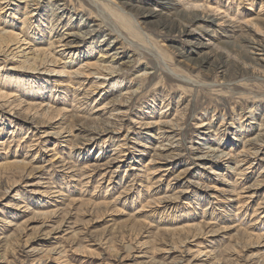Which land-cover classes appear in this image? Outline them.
<instances>
[{
	"label": "rangeland",
	"instance_id": "rangeland-1",
	"mask_svg": "<svg viewBox=\"0 0 264 264\" xmlns=\"http://www.w3.org/2000/svg\"><path fill=\"white\" fill-rule=\"evenodd\" d=\"M78 1L73 0L75 4H78ZM161 1L168 2V0ZM201 1L210 3L214 7H221V11L226 10L231 15L228 18L236 21H241L240 18L242 19L243 16L258 18L264 30V0ZM54 2L58 5V1ZM40 3L41 7L47 8L49 0ZM133 3L138 7L145 4L139 0ZM14 6L6 7L5 10L8 11H4L3 14L8 15ZM69 8L72 10L71 5ZM157 9L161 8L157 7ZM36 13H33L35 25L37 24L35 20L38 19ZM70 15L72 14L66 18L68 19ZM79 18L73 15L71 22L81 28L92 23L90 19L82 23ZM158 19L149 17L142 24L143 31L147 32L151 39L146 42L137 40L141 46L136 43L137 41L134 45L121 38L116 41L113 33L112 36L107 35L104 38L102 35L108 32L104 28L100 33L99 39L102 40L98 43L99 49L94 50L90 55L87 54L86 49L88 44L77 47L74 42L67 48L57 47L56 50H61L57 55L65 51L59 57L63 63L76 65L77 62L91 58L100 63L113 64L118 70L117 73L125 77L123 83L115 88L108 85V77L98 76L94 79L107 80L106 84L101 87L97 85L95 92L87 94L85 90L93 83L86 80L80 93H77L79 94L78 102H80L78 105L81 106L82 112H76L73 109L71 102L73 98L69 94L66 100V102L69 100V103L65 106L68 108L59 116H51L43 120L34 111L25 114L24 110L29 101L25 98L26 86L23 88L24 91L10 92V89H6L7 94L10 93V95L0 98V118H3V121H0V128H2L0 142H4V146L0 144V163L5 161L6 154L14 155L16 145L22 138L24 142L20 144L23 145L30 140V137H33L32 130L37 134L32 139H39V143L34 142L33 148L28 149L30 152L26 160L33 159L28 163L24 174L9 175L6 172L2 173L3 175L0 174V264H212L211 257L203 254L198 257L194 252L199 248L204 251L214 248L216 250L212 255L215 256L217 253L220 255V250L230 244L235 245L237 250L232 254L223 251V255L219 256V263L213 264H264V238L256 240L235 237V226L245 228L258 220V224L262 227L260 233H264V152L256 157H248L250 162L247 164L245 163L248 161L238 164V159L231 160L230 164L221 160L218 165L213 164L215 167L212 165L211 169L210 164L204 166L205 162L198 159L202 154L200 150L209 146L205 144V138L201 134H206L204 137L209 136L215 142L218 141L216 144L220 142V148L231 153H234L233 150L241 149L258 133V128H261L264 134V127H259L264 122V61L262 60L264 50L262 51L260 46L249 40L252 37L250 31H236L233 32L232 37L226 38L224 36L230 35L231 32L226 34L225 30L212 22L199 21L192 28L215 30L223 50L229 55L222 54L223 60L228 58L223 67L216 66V61L197 63L194 60L197 56L191 50L190 44L206 43L208 37H202L200 29H195L197 32L190 36H181L178 32L162 30L157 26ZM144 20V18L141 19V21ZM61 29L65 31V28ZM58 31L54 37L56 40L60 38V27ZM210 33L213 35L212 32ZM73 39L74 37L71 38ZM43 45L48 46L46 42ZM208 50L207 48L206 51ZM14 52H19L16 54L18 56L16 60H20L25 58V55H29L31 50L20 52L18 49ZM10 58L11 56L8 57V62H4V54L0 55V62L3 65L1 70L10 72L14 77L23 76L38 81L34 76H50L41 65H36V70L29 71L26 68L15 67L18 65L11 64ZM249 64L260 70L252 72ZM173 70L178 72V77L173 74ZM144 72L148 73L150 80L132 94L133 89L135 90L141 82L139 78ZM62 75L52 74V84L55 85L54 81L60 79ZM187 79H192V83L190 84ZM75 84L74 82L73 85L76 88L78 84ZM7 86L14 88L10 84ZM43 92V89H39L33 93L39 95ZM55 92L57 95L61 94V88L58 87ZM115 96L124 97L125 103H115V107H112V104H104V99L108 98L110 101ZM36 98L37 100L35 99L32 103L45 107L50 97L48 93L44 97V99L48 98L47 100ZM57 98L58 96L54 98L53 107L58 106V103H55L58 101ZM21 99L24 102L20 104ZM7 100L9 102H6ZM88 107L90 110L86 111ZM116 107L118 110H111ZM9 111L12 114H9ZM8 119L13 121L12 126L23 124V129L31 127L27 138L23 135L28 130H23L19 136L17 130L11 134L15 128L8 127ZM203 123L207 125L201 126ZM209 125L212 126L211 132L206 130ZM249 125L252 127L246 128L248 132L244 134L234 129L235 126ZM98 126L108 127L110 130L121 127L118 134L112 133L115 136L114 143L121 141L124 135H129L128 143L124 146L121 156L115 151L113 140L107 138L109 135L99 138L98 144H104L101 150L100 146L93 145L90 148L89 145L83 144ZM157 127H164L169 132L162 134V137L156 131ZM39 129L41 131L64 129L62 139L68 136L69 129L72 130L70 138L73 143H78L76 147L79 148L73 149L71 155V161L80 165L75 166V171H66L60 162L62 155L66 157L70 153L71 144L65 145L66 143L59 141L57 149L52 150L56 139L47 137L39 132ZM47 139L50 141L45 142ZM11 140L13 143L9 150L8 145L12 142ZM170 143L178 148L175 151L176 157L156 159L151 166L164 168L165 171L159 172V175L164 174V176L155 187L161 188V197H167L172 193L180 196L175 199V202L166 201L160 203L159 207L153 205L145 207L146 209L138 204H130V206L121 203L104 204V202L113 201L122 189L123 184L116 187L114 182H118L119 178L121 181V177L125 178L124 184L130 182L133 178L128 177L131 172H139L140 164L144 166L149 164L146 161V158H149L147 152H152L155 144L157 148L160 144H165L167 148ZM47 145L49 147L46 148ZM17 149L20 158L26 156V149L23 150L21 147ZM142 150L146 151L144 155L140 154ZM87 152L89 156H86ZM86 161L90 164L113 162L109 163L112 166L109 169L115 170L113 176L115 181H110L106 176L101 178L104 173L102 167L91 178L84 177L80 168ZM201 162L203 164H200ZM144 168L145 170L141 169L145 171L144 174H149L148 166ZM74 174L76 176H71ZM147 182L146 180L145 183ZM135 184L139 188H144L143 185ZM206 186L210 189L204 192V189L207 190ZM48 187H52V190L49 191ZM46 191L49 192L45 193ZM251 192L253 196L249 197ZM123 195L128 197V194ZM123 195L119 200L124 201ZM196 195H198L197 200H194ZM256 208L258 211L253 213ZM246 211L248 212L245 213ZM254 214L259 217L258 220L255 219ZM178 215L182 218L176 219ZM12 218H16L13 224L17 222V225H21L20 236L6 251V236L15 232L17 225L9 226L10 224L3 220L9 221ZM189 220L195 224L204 225L205 233L195 238L189 235L183 243L179 242L175 245L177 248L174 247L178 237L175 239L173 234L165 232L163 229L166 225L163 224L181 223L182 225ZM22 224L25 225L22 226ZM226 225L227 230L224 229Z\"/></svg>",
	"mask_w": 264,
	"mask_h": 264
},
{
	"label": "bare ground",
	"instance_id": "bare-ground-1",
	"mask_svg": "<svg viewBox=\"0 0 264 264\" xmlns=\"http://www.w3.org/2000/svg\"><path fill=\"white\" fill-rule=\"evenodd\" d=\"M43 1L44 0H0V55L2 53L4 54V59H3L4 62H8L7 59L9 56H11V58H10L12 60L11 64H17L18 65L15 67L26 68L29 71L30 70L34 71V70H36V67H35L36 65H38V66L41 65L42 67H44V70L48 73V75H50V76H45V77H41V76L35 77L34 76V78L38 79V81L31 79V78L27 79L23 76L14 77L13 74H11L10 72H6V71L1 70L3 68V65H2V62H0V98L7 97L8 95H10V93L7 94L8 90H6V89H10V92H16V91L23 90L24 86H26L27 91H25L26 92L25 95L27 97L25 96V98H26V100H29V101H28L27 106L24 110V111H26L25 114H28V112L30 113V112L34 111L35 114H38L39 118H42L43 120L44 119L46 120L47 118H51V116L52 117L59 116L62 114L63 111H66L68 107H65V106H67V104L69 103V100H68V102H66V100L69 98V94H71L72 98H73V100L71 101L73 103L72 104L73 109L76 110V112H82V109H80L81 106L78 105V104H80V102H78L79 101V99H78L79 94H77V93L78 92L80 93V89L82 88V86L84 85L86 80L92 81L93 84H91L90 87L87 88V90H85V94L93 92L95 89H97V85L98 86L100 85V87H101V85L106 84L107 80L98 81V79H94L98 76L103 77V78L108 77V79H109V82H107L108 85L113 86L115 88L118 85H121V83H123V81L125 80V77L123 75H120L119 73H117L118 70L116 69V67L113 64H107L106 62L100 63L98 61H94L91 58H87L85 61L82 60L79 63L77 62L76 65L78 66V68H76L77 66L75 64H67V63L61 62V59L59 57L63 53H65V51H62L60 55H57L58 51H61L60 49L56 50L57 47H66L67 48V47H69V45L73 44L74 42H76L77 47H81L83 45L88 44V46L86 48L87 54L88 55L92 54L94 52V50L99 49L98 43L102 40V39H99V38H101L100 33L104 30V28H106L105 31H108V32L105 33L104 35H102V37L107 36V35L112 36L111 34L113 33V35L115 34L114 38L116 39V41L119 38H121L123 41H125L131 45H134L135 41H137V40H139L140 42L148 41L149 36L146 34L147 32L145 33L143 31L144 28L141 26L146 21V18H149V17L159 18L157 21V24H158L157 26L159 28H161L162 30H166L168 32H178L181 36L182 35H186V36L194 35L197 32V30H195V29H200L199 30V31H201L200 35L202 37H205V38L208 37V38L206 39L207 40L206 43H202V42L195 43L194 42V43L190 44L191 50L194 51L193 52L194 55L197 56V58H194V60L197 63H203V62L208 63L207 61H209L210 63H213V61L214 62L216 61L215 62L216 66H220V67H223L224 62H226L228 60V58H226V57H225L226 59L223 60L224 55H222V54H226V56L229 54H228V52H225V50H223V47L220 44V41H218L219 37L215 35V30H213V31L203 30L199 27L192 28L193 25L198 24L199 21L212 22L217 27H219L220 29L225 30L226 34L231 32L230 35L224 36L226 38L232 37L233 32H236V31H250L252 37H250L249 40L253 44L260 46L262 48V51L264 50V30L260 25V19L255 18V17H250V16L249 17L243 16L242 19L240 18L241 21H236L234 19L228 18L231 15H229V12L227 13L226 10L221 11L222 10L221 7H219V6L214 7L210 3L203 2L201 0H168V2H162L161 0H139L142 3H145L143 6H139V7L133 3V1L137 2L138 0H83V1L79 0L78 4H75L73 2V0H49V4H48L47 8L41 7L40 2H43ZM54 1H58V5H56V2H54ZM5 4H6V6H4ZM10 5H15V6L8 15L7 14L4 15L3 13L8 11V10H5L6 7H8ZM69 5H71L72 10H69L70 9ZM147 5H150V6H147ZM87 6H89V7H87ZM157 7H160L161 9L158 10ZM37 8H39V10H37ZM61 9H62V11H60ZM67 12H69V14H72L69 16L68 19L66 18L69 15ZM33 13H36V16L38 17V19L35 20L37 22L36 25L33 21V18H34ZM65 14L66 15L68 14V15L65 16ZM73 15H75L77 18L80 17L79 21H81V22L82 21L86 22L88 19H90L91 20L90 22H92V23H90L88 26L86 25L85 27L81 28V27H79V25L73 24V22H71V18L73 17ZM142 18H144L145 20L141 21ZM59 27H60V34H59L60 38L58 40H56V39H54V37L56 36L55 33L58 31ZM61 28H65V31H62ZM210 32H212L213 35H211ZM240 36H241V34H240ZM72 37H74L75 40L74 39L71 40ZM109 38H111V37H109ZM109 38H108V40H109ZM139 41H137L136 43H139ZM45 42L48 44V46L43 45V44H45ZM148 43H150V42H148ZM138 45L141 46L140 43ZM150 45L151 44H149V46ZM13 46H14V48L12 49ZM22 47H23V50H21ZM160 47L161 46H159V48ZM152 48H154L153 45H152ZM207 48L209 49L208 51H206ZM18 49L20 52H22V51L24 52L25 50H31V52L29 53L30 56L25 55V58H23V59L21 58L22 60L20 58H19L20 60H16L18 58V56L16 54L19 52H14V51H16ZM189 60H190V58H189ZM262 60L264 61V59H262ZM83 61L85 63H83ZM248 66L252 67V72H254V73L256 70L257 71L260 70L259 68H255V66H252L250 64ZM246 68H247V65H246ZM146 70H148V69H146ZM54 73L61 74V75L63 74L66 76L62 75L61 78H63V77H65V78L64 79L60 78V79L54 81L55 82V85H54V84H52V80H51V78H52L51 76ZM173 74L177 77L179 76L178 72H176L174 70H173ZM140 78H139V81H141V82H139V85L136 87L135 90L133 89L132 94L137 92L141 88V86L143 87L145 85V83L148 82V80H150L151 77H149L148 73L144 72L143 76ZM74 79H77V81H74ZM136 80H138V78ZM187 80L190 82V84L192 83V81H191L192 79H187ZM74 82L76 84H78V86L76 88L73 85ZM160 83H161V81L158 82L157 84L159 85ZM7 84L13 85L14 88L7 86ZM93 86H95V87H93ZM58 87L61 88L62 93L57 95V93L55 91ZM210 87H212V86L210 85ZM20 88H22V89H20ZM39 89H43V91H44L43 94L37 95V94L33 93V92H37ZM83 90H84V88H83ZM27 92H28V94H27ZM48 93H49L50 98L48 100V103L45 104V107H42V105L40 106V104L32 103V102H34L35 99L37 100L36 97H38L40 99H44L45 94H48ZM56 96H58V98L56 99L58 101L55 103H58L57 104L58 106L53 107V104H54L53 101H54V98ZM88 96H89V94L87 95V98H88ZM90 96H92V95H90ZM47 99L48 98H46L44 100H47ZM43 101H41V102L43 103ZM103 101H104V104H112V107H115V103H117V104L125 103L126 100L122 96H120V97L115 96L110 101H108V98L104 99ZM6 102H9V100H7ZM23 102L24 101L21 99L20 104ZM120 106H122V105H120ZM117 107L112 108L111 110H118ZM40 108H42L41 112L39 111ZM89 110L90 109L88 107L86 111H89ZM8 113L10 114L11 112L9 111ZM0 121H3V118H0ZM202 122H204V120ZM7 124H8V127L10 126V127L15 128L14 131L11 132V134H13L15 132V130H17L16 132H18V136L21 134V132L23 130H28L27 133H25L23 135L24 138H27V134L29 133V131L31 129V127H27L26 129H23V126H24L23 124H15L12 126L13 121L11 119H8ZM203 125H207V124L203 123L201 126H203ZM154 126H155V124H154ZM157 126H158V124H157ZM211 127L212 126L209 125V127H207L206 130H208V132H211V129H210ZM251 127H252L251 125L244 126V127L243 126L242 127L241 126H235L234 129H236L235 131H237L238 133L244 134V133H247L248 132L247 129H249ZM259 127H264V122L262 124H260ZM1 129L2 128H0V135H1ZM120 129H121V127H118V128L116 127L115 129L110 130V129H108V127L105 128L104 126H102V127L98 126L97 129H95L92 133H90V137L87 138L83 144L89 145L90 148L93 145L94 146H100V150H101L102 147L104 146V144L103 145L98 144L100 142L99 140L101 139V137L103 138L104 135L105 136L109 135V136H107V138L112 139L113 143H114L115 136H113L112 133L118 134ZM63 130L64 129H61L59 131H51V130L48 131L47 129H44V131H41L39 129V132L46 135L47 137H51V138L56 139L53 142L54 147L52 148V150L57 149V146L59 145L58 144L59 141L66 143L65 145L71 144L72 148L70 150V153L67 154L66 157H64V155H62V159L60 162L62 164L63 169H66V171L67 170L73 171L75 166H80V165L75 164L71 161V155L73 152L72 150L75 148L79 149L78 147H76V145L78 143H73L72 138H70L72 136V133H73L72 130H70V129L68 131L69 133L67 136L69 138L66 137L65 139H62V137H64ZM258 130H259L258 133L255 136H253L251 139H249L248 142H246V144L241 147V149L233 150L234 153H231V151H229V150H228L229 152H227V151L221 149L220 148L221 146H219L220 142L218 144H216L218 141L215 142L214 140H211L209 136L204 137L206 134H201V135H203V138H205V141H206L205 144L209 145V146L203 147L202 149L200 148L201 149L200 153H202V154L199 156L198 159L205 162L204 166L206 164H210L209 165L210 169L213 168V166H214L213 164L218 165V162L221 160H222V162H225L226 164H230L231 160L233 161V160L238 159L237 160L238 164H241L242 162L248 161L245 163V164H247L250 162V160L247 159L248 157L249 158L250 157L251 158L256 157L259 154H263V152H264V134L262 133L263 130L261 128H258ZM156 131H158L159 135H162L166 132H169V130H167L164 127H157ZM32 132H33V137H36V135H37L36 132L33 130H32ZM216 132H217V129H216ZM204 133H206V132H204ZM179 135H181V134H179ZM214 135L216 136L217 134L215 133ZM124 136L125 137L121 141H117L113 144L115 151H117V154H120V156H121V153L124 152V150H123L124 146L128 143L127 139L129 138V135H124ZM33 137H30V140L26 141V143L23 145L20 144V142H24V140H22L23 139L22 137H21L22 139L20 138L21 141L18 142V144L16 145L17 146L16 150H14V152H13L14 155L10 156V155L6 154V158H4L5 161L0 163V174H2V173L4 174L6 172L9 175L10 174L11 175H16V174L22 175V174H24V172L27 171L26 168L28 166V163L32 162V159H33L32 158L29 161L26 160L27 157L29 156L28 153L30 152V150H28V149L33 148L34 142L39 143L38 142L39 139L38 140L32 139ZM162 137H163V135H162ZM13 138H14V136L12 135V139ZM39 138H40V136H39ZM172 138H174V137H172ZM104 139L106 141V138H104ZM11 141H10L11 143L8 145L9 150L11 149V146H12L11 144L13 143V140H11ZM48 141H50V139L45 140V142H48ZM102 141H104V140H102ZM105 141L103 143H105ZM125 141H127V142H125ZM41 143H43V142L41 141ZM0 144L2 146H4V142H0ZM168 145H169V147L166 146L167 148H165V144H160L157 148L156 144H155L152 148V152H147L149 155V158H146V161H148L149 164H147L145 166L140 164V166H138V168H140V171L139 172H131L128 177L132 176L133 178L131 179L130 182H126L125 184H124V182H125L124 177H121V181H119V179H120L119 178L118 182H116V183L114 182L115 180H113V176H114L115 170L109 169L112 167L109 164L111 161H108V162L103 163V164H99V163L90 164L89 161H86L85 165L80 168L81 169L80 172H82V175L84 177L91 178L93 176V174L98 169H100L102 167L104 169V173L101 177L102 179L105 176L109 177V180L110 181L113 180L116 187L118 185L123 184L119 195L113 201L104 202V204H106V205H110V203H116V204L121 203L123 205L128 204L129 206H130V204H138V205H140V207H143L144 209H146L145 207L153 206V205H155V207H159L160 203L162 204V202H166V201H170V202L174 201L175 202V199L180 197L176 193H174V194L172 193L169 196L166 195L167 197H164V196L161 197L160 196L161 188H156L158 186V183L161 182V180L164 176V174L159 175L160 174L159 172L160 171L162 172L165 170H163L164 168L162 169L161 166H151V165H154L153 163L156 162V159H172V158L176 157L175 151L178 150V148H176L177 146H174V144H171V143ZM220 145H222V144H220ZM242 145H243V142H242ZM18 147L23 148V150H25V149L27 150L26 156H24L23 158H20V155L17 154L18 153L17 152ZM45 147L47 148L49 146L47 145ZM87 147L86 148L84 147V148L87 149ZM145 150H146V148H145ZM145 150L140 151V154L144 155V153H146ZM170 150H172V151H170ZM88 153L89 152L86 153V156H89ZM79 156H81V153H79ZM114 158H116V157H114ZM87 159H89V158L87 157ZM10 160H12V161H10ZM140 161H143V159H140ZM57 162H59V161H57ZM234 162H236V161H234ZM111 163H113V162H111ZM200 164H203V163L201 162ZM104 166H105V168H104ZM146 166H148L149 174H144L145 173L144 167H146ZM227 166H229V165H227ZM141 169H144V170H141ZM33 170H36V169L33 168ZM237 170L239 171V169H237ZM241 171L243 172V168ZM71 176L74 177V176H76V174L71 175ZM157 177H158V179H157ZM155 178H156V180H154ZM146 180L148 181L147 183H145ZM135 183H137L138 186L143 185L142 187H144V188L137 187ZM195 185H196V183H195ZM66 186L68 187V185H66ZM169 186H170V182L168 183V187ZM206 187H207V190L204 189V192H207L208 189H210L208 186H206ZM48 189L50 191V190H52V187H48ZM156 189H157V191H155ZM49 191H46L45 193H47ZM183 192H185V191H183ZM196 193H198V191ZM123 194H128V197H126V195H123ZM204 194H206V193H204ZM122 195L125 196L124 201L119 200ZM249 195H251L249 197H252L253 192H251V194H249ZM197 196L198 195L195 196L196 199H194V200H197ZM200 196L204 197L203 194H200ZM228 198L230 199V197H228ZM176 201H178V200H176ZM143 208H142V211H143ZM140 209H138V210H140ZM257 211L258 210L256 208L253 213H256ZM247 212L248 211H246L245 213H247ZM140 213H142V212H140ZM9 214H10V212H9ZM254 216H255V214H254ZM179 217L182 218L181 215H178V216H176V219ZM255 217H256L255 219H257V220L259 219L258 216H255ZM15 220H16V218H12L9 221H7L6 219H4L3 221L6 223L8 222V224H10L9 226H13L15 224L17 225V222L15 224H13V222ZM187 222H191V220H189ZM187 222L183 223L182 225H180L181 223L174 224V225H173V223L163 224V225H166L163 229L165 232H169L170 234H173L175 239H176V237H178V239H176L177 241L174 238H172L173 240H175V244L173 243L174 247H176L175 245H177V243H179V242L183 243L184 240L188 239L189 235H190V237L195 238V237H198V235H200L201 233H205L204 225H201L198 223L195 224L193 222H191V223H187ZM258 223H259V220L256 223L254 222V224L251 223L247 227L245 226V228L235 226V237L237 239H241V238L244 239L245 238V239H256V240H260L261 238H264V233H260V230L262 229V227ZM24 225L22 224V226H24ZM20 228H21V225H17V227L15 229L16 231L13 232L11 235L9 234V236H6V239H5V241H6V243H5L6 249L5 250L6 251L8 250V248H10L12 246L13 242L18 240V238L20 236V234H19L20 230H21ZM227 228H228V226L226 225V227L224 229L227 230ZM233 230H234V228H233ZM181 235H183V237ZM215 250L216 249L213 248V249H210L208 251H204L201 248H199L194 252V254L198 257L202 254L204 256L206 255L208 257H211L212 258L211 260H213V262H212V264H213L214 262L219 263L218 262L220 260L219 256L221 254L223 255V251L224 252L226 251L228 254H232L237 250V247L235 245L230 244L228 247H225V249L220 250V255L217 253V255L213 256L212 253ZM222 258H224V257H222ZM179 263H181V262H179Z\"/></svg>",
	"mask_w": 264,
	"mask_h": 264
}]
</instances>
